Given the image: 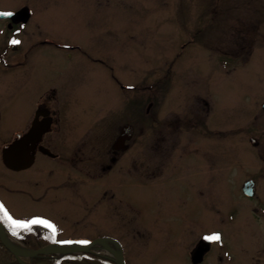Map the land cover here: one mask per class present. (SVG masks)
<instances>
[{
	"label": "rangeland",
	"instance_id": "1",
	"mask_svg": "<svg viewBox=\"0 0 264 264\" xmlns=\"http://www.w3.org/2000/svg\"><path fill=\"white\" fill-rule=\"evenodd\" d=\"M21 1L0 0V7H14ZM23 1L33 11L31 23L23 31L22 51L10 48L13 57L21 60L3 68H17L22 70L21 74L28 70L33 77L21 75L19 91L11 96L14 85L10 84L16 83V71H5L0 103L9 107L12 114V107L16 106L12 101L28 102L31 88L55 77L59 86H72L78 91L77 100L82 106L79 108L83 110L74 113V129L84 134L86 150L94 147L104 151L107 120L112 115L117 131L125 119L134 126L129 141L130 164H160L159 170L170 165L161 179L142 178L141 166L131 172L122 170L124 158L115 165V231L108 234L123 244L126 263L191 264L190 250L199 236L220 230L221 240L212 243L207 258L210 264H264V230L242 209L245 201L241 203L243 198L236 191L239 183L227 185L228 193L220 177L213 182L193 183L197 173H190L188 167L194 163V157L186 151L200 147L201 143L193 144L191 135L180 132L174 144L172 126L177 117L176 106L179 104L177 113L185 121L190 105L198 96L207 95L206 90L213 106L211 111L214 108L213 123L217 130L223 126L225 133L218 138L221 140L215 137L216 132L209 137L213 158L219 160L224 152L230 168L238 170H246L254 163V147L245 140L241 128L245 133V119L257 110L255 101L260 103L264 97V83L257 80L253 61L237 65L236 43L238 37L252 35L257 14L264 19V13H256L252 7L264 0ZM1 29L4 23L0 20ZM48 38L56 41L57 46L44 44ZM3 39L10 40L7 32L0 34V52L7 56L2 51ZM262 48V52L264 46L257 50ZM223 57L227 69L220 61ZM162 77V84L169 90L158 127H150L156 108L151 106L146 113L150 106L147 97L156 92V83ZM118 78L130 86L125 93L114 81ZM159 94L158 89L156 96ZM146 134L147 145L141 142ZM159 138L164 141L160 139L156 144ZM57 142L60 143L53 142V151L60 147ZM145 146L150 153L148 161L141 156ZM158 146L163 147L159 158L152 154L160 149L156 152L150 148ZM173 164L178 167H172ZM34 170H11L0 160V197L14 215L47 213L65 237L100 234L95 225L103 227L102 216L95 215L94 222H90L89 215H79L81 210L76 202L62 200L50 204L49 194L38 197L35 184H31ZM151 170L153 167L148 176L154 174ZM51 178L45 175L38 181ZM230 211L235 215L232 220L226 215Z\"/></svg>",
	"mask_w": 264,
	"mask_h": 264
},
{
	"label": "flooded vegetation",
	"instance_id": "2",
	"mask_svg": "<svg viewBox=\"0 0 264 264\" xmlns=\"http://www.w3.org/2000/svg\"><path fill=\"white\" fill-rule=\"evenodd\" d=\"M24 5L28 4L22 0L17 5H14V7H0V10L15 11ZM28 6L31 8L30 5ZM252 7H254L253 11L256 13H264V3H257ZM260 15H256L257 20L255 26L252 27V35L248 33L246 36L238 37L236 43V59L239 64H246L249 61H253L256 65L255 76L258 81L264 83V51L261 52L263 48L257 50L258 47L264 46V19ZM0 20L4 23V27L11 32L12 36H16L31 23V16L25 23L12 22L10 18H2ZM29 34L31 33L29 32ZM23 37V35L16 37L20 41L16 48L13 49L14 46L11 44H6L2 48V51L6 52L7 56L0 52V90L4 87L3 78L5 71H16V78H14L16 83L11 81L12 83L10 84L14 85L13 89H10L11 96L19 91L21 75L27 78L33 77L32 73L30 76L28 70L27 72L23 70L21 74L22 70L20 71V69L4 70L3 68V66H12L20 63L19 60H21V57H13L14 51H10L9 47H12L13 50L22 49V45L25 43ZM43 43L57 46V42L49 38ZM17 67L20 68V66ZM21 69L23 68L21 67ZM69 77H72V75L69 74ZM49 79L51 81L46 80L45 84H38L31 88V98L28 102H23L24 99L21 100L20 104L12 101L16 105L12 107V114L9 111V107L0 103V160L1 151L5 144L31 130V155L32 153L34 154L31 170L36 169L31 174V184H35L38 197H41L42 194H49L50 204H59L62 200L72 203L76 202L81 210L79 215H89L91 217L90 222H94L95 215L102 216L105 220L103 227L94 224L100 230V234L87 237L110 236L108 232L114 233L115 231V202L113 196L116 163L121 158H124L123 165L125 167L122 170L126 172H131L141 166L142 169L139 168V172L140 176L144 179H152L166 172L167 167L170 165L167 164L164 169L159 170L160 164L151 166L148 163H141L139 166L130 164L132 152L129 149V141L133 138L134 134L128 140L119 143L121 146L117 147V139L122 133L123 127L129 121L125 119L119 125L117 131L112 123V115L107 120L106 133L108 134L107 145H109H106L102 152L94 147L86 150L84 148L85 142H82L84 134L74 129L77 121L74 113L83 110V108H79L82 106L80 105L81 101L77 100V89L67 85L59 86L56 84L55 77ZM114 81L115 83L117 82L118 87L125 93L127 88L126 84L121 80L115 79ZM16 86H18L17 90L15 89ZM205 96H198L197 101L191 104L189 109L190 115L186 117L185 122L181 121L177 113L178 106L176 107L175 115L177 117L172 120L174 144L178 140L180 132H187L191 135L193 144L201 143L202 141L206 142L202 147H193L194 149H190L189 151V154L194 157V163L189 164L188 171L192 174L197 173L194 176L196 180H192V182H213L217 177H220L227 193V185L233 187L231 184L238 182L239 186L236 187V191L243 198L241 203L245 201L242 204V209H244V212L248 216H252L257 220L260 228L264 230V97L259 100L260 103L255 101L258 105L256 106L257 110L252 116H248L245 119L246 132L244 133L243 128H241V134H244L247 138L245 140H249V143L254 147L252 148V159L254 163L250 168H245L246 170H238L230 168L224 152L221 153L219 160L213 158V148L208 139L212 131V126L216 127V125L213 123L211 107ZM162 101L160 99L156 102V109L153 111L154 115L150 118V127L152 122H154L152 119H155L157 127L159 125L160 115L164 108ZM149 103L150 106H147L146 113L149 112L154 102L150 101ZM75 109L77 110L75 111ZM241 125L243 124H238V127ZM222 127L220 126L219 138H223L225 134L222 131ZM144 128H147L146 123L144 124ZM36 137H39L38 141ZM68 139L71 140L69 141ZM160 139H158L156 144H158ZM55 140L60 141V143L57 142V145L60 147L56 148V151H53V142ZM143 141L145 145L148 144L147 134L142 138L141 142ZM160 141L163 142L164 138ZM150 148L156 152L160 149L159 152L152 154L153 156H157L158 158L162 156L160 153L163 151V147ZM145 149H148L147 146L141 151V156L144 161L150 157V153ZM176 149L177 145L173 147V151ZM45 159H49L51 162ZM1 163L3 164L2 160ZM171 166L178 167L175 164ZM150 167H153L151 172L154 174L152 176H148ZM234 174H236V178H232ZM45 175H50L52 178L46 182L38 181V179ZM231 206L235 205L231 204ZM230 210L233 209L230 208ZM71 213L68 214L72 216L73 214ZM33 215L51 217L49 214L42 212L31 213V216ZM226 215L232 218L235 216L232 211ZM250 217H246L245 219L249 220ZM201 238L203 237L199 239ZM211 247L212 245H210V249L203 256V264L209 263L207 258L211 254ZM262 249L264 250V243H262ZM209 261L211 260L209 259Z\"/></svg>",
	"mask_w": 264,
	"mask_h": 264
},
{
	"label": "water",
	"instance_id": "3",
	"mask_svg": "<svg viewBox=\"0 0 264 264\" xmlns=\"http://www.w3.org/2000/svg\"><path fill=\"white\" fill-rule=\"evenodd\" d=\"M24 10L19 11L17 14L19 16L23 14ZM27 19V15L25 17ZM39 137H36L38 141ZM3 159L4 162L14 168L21 169L30 166L31 164V132L27 134V136L20 137L11 144H8L3 150ZM0 239L4 243V245L12 251L18 257H33L40 254H64V253H72L78 251H88L93 244H98L100 246L106 247L107 250L112 254H102L105 257H108L114 260L117 264H126L123 250L120 243L112 239L114 245H108L105 237L96 238L86 245H57V244H49L43 246L39 249H29L26 247L14 245L6 236L5 229L0 222ZM204 247L206 244H199L197 250L193 252V261L197 262L200 258V254L204 251Z\"/></svg>",
	"mask_w": 264,
	"mask_h": 264
},
{
	"label": "trees",
	"instance_id": "4",
	"mask_svg": "<svg viewBox=\"0 0 264 264\" xmlns=\"http://www.w3.org/2000/svg\"><path fill=\"white\" fill-rule=\"evenodd\" d=\"M36 241L28 242L30 247H40L45 244L42 238H35ZM26 241V238H23ZM32 264H115L113 261L104 258L96 253H74L60 257L49 255L33 257ZM0 264H23L0 242Z\"/></svg>",
	"mask_w": 264,
	"mask_h": 264
},
{
	"label": "snow or ice",
	"instance_id": "5",
	"mask_svg": "<svg viewBox=\"0 0 264 264\" xmlns=\"http://www.w3.org/2000/svg\"><path fill=\"white\" fill-rule=\"evenodd\" d=\"M13 15H14V13H12V12H0V16L11 17ZM11 43L18 45L20 43V41L19 40H12ZM0 211H3L4 218L11 221L14 228L15 227L30 228L32 225H35V224H43L46 227L52 228V230H53V242H55V226L54 225H51L50 223H48L46 221H42V220H33V221H31L30 224H21L20 222L13 220L12 217L10 215H8L7 211L3 209V205H0ZM204 239L206 241H219V240H221V236L219 234H215V235H211V236H205ZM62 243H72V241H63ZM78 243H88V242L87 241H79Z\"/></svg>",
	"mask_w": 264,
	"mask_h": 264
},
{
	"label": "bare ground",
	"instance_id": "6",
	"mask_svg": "<svg viewBox=\"0 0 264 264\" xmlns=\"http://www.w3.org/2000/svg\"><path fill=\"white\" fill-rule=\"evenodd\" d=\"M7 238L9 239V241H11L14 245H19L20 242L12 235L10 234L8 231L6 232Z\"/></svg>",
	"mask_w": 264,
	"mask_h": 264
}]
</instances>
